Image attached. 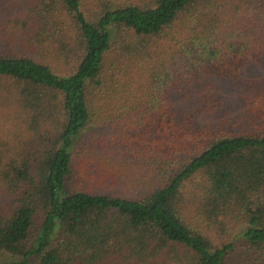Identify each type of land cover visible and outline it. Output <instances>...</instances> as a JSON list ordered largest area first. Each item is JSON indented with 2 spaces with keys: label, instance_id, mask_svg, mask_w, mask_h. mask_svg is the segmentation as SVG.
Returning a JSON list of instances; mask_svg holds the SVG:
<instances>
[{
  "label": "trees",
  "instance_id": "16d2710c",
  "mask_svg": "<svg viewBox=\"0 0 264 264\" xmlns=\"http://www.w3.org/2000/svg\"><path fill=\"white\" fill-rule=\"evenodd\" d=\"M19 2L0 90L33 139L0 159L4 264H264V0Z\"/></svg>",
  "mask_w": 264,
  "mask_h": 264
},
{
  "label": "rangeland",
  "instance_id": "374dc122",
  "mask_svg": "<svg viewBox=\"0 0 264 264\" xmlns=\"http://www.w3.org/2000/svg\"><path fill=\"white\" fill-rule=\"evenodd\" d=\"M19 1L20 0H0L1 24L5 23L6 17L12 14V9H13L12 7H18V8L22 7L21 2ZM128 1L140 4L142 2H148L149 0H128ZM46 59L49 60L51 66L60 73L63 69L70 68V66H68L69 63H65L63 60H61V58L58 57V54L56 55L55 53H50ZM259 69L264 70V59H263V64L253 65V69L243 72L244 78L247 76L253 80V78L258 76L256 75L257 73L255 70H259ZM5 85L6 84L4 82L0 81V88L1 87L3 88ZM7 87L9 88L8 84ZM0 91L2 92V94H0V159L2 161L17 156L18 151L20 152L23 149H27V147L29 146V142L33 138H32V134L27 131V128L25 127L23 122L21 123L22 119L18 115L19 114L18 109L14 105H12L11 97H9L3 90ZM5 97L8 100L4 99ZM21 143H24V145L22 146ZM195 179L198 180V178ZM193 188H194V184L192 182L186 184L185 195L188 196L190 194H193L194 191ZM6 197L7 194L5 191V187L2 186V183L0 181V205L6 202ZM187 203L188 206L185 208V211L195 215L196 213L192 207L193 204L192 201H189ZM2 213L4 212L0 211V214ZM228 236H229V232L226 233L224 229L221 230L220 228H217L211 233V238H213V241L217 244H219L222 241H225L228 238ZM13 258H17V257H14L13 255H11L6 251H0V264H4L5 262Z\"/></svg>",
  "mask_w": 264,
  "mask_h": 264
}]
</instances>
